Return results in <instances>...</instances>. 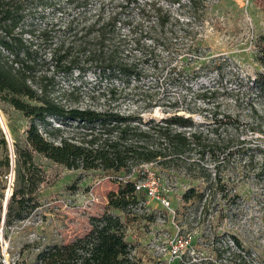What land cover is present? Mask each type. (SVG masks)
Instances as JSON below:
<instances>
[{
    "label": "trees",
    "instance_id": "trees-1",
    "mask_svg": "<svg viewBox=\"0 0 264 264\" xmlns=\"http://www.w3.org/2000/svg\"><path fill=\"white\" fill-rule=\"evenodd\" d=\"M218 1L0 0V104L28 121L26 145L15 147L19 178L8 201L5 226L27 220L39 208L37 193L44 178L34 154L68 170L115 176L119 185L108 195V210L91 218L84 237L48 246L33 264H140L125 229L131 209L144 194L137 193L136 185L144 179L146 166L185 169L189 178L200 180L205 189L187 190L182 197L185 203L219 195L226 199L218 168L233 153L217 140L205 141L202 133L186 132L194 128L191 118L175 112L160 121L145 120L142 114L112 106H82L76 88L63 85L75 74L92 73L109 80L142 78V60L128 45L129 36L140 32L163 41L168 52L155 61L150 105L176 108L180 98L173 90L183 87L191 92L192 79L198 76L178 73L174 61L180 56L188 64L200 60L202 48L196 43L208 10ZM256 50V61L264 69V36L258 38ZM250 84L264 99V72ZM192 152L199 154L200 161L209 157L215 172L208 168L197 176L187 172L199 164L189 160ZM246 164L253 166V160ZM3 165L10 167L9 157ZM258 165L255 178L264 175V163ZM110 210L121 212L125 220Z\"/></svg>",
    "mask_w": 264,
    "mask_h": 264
},
{
    "label": "rangeland",
    "instance_id": "rangeland-1",
    "mask_svg": "<svg viewBox=\"0 0 264 264\" xmlns=\"http://www.w3.org/2000/svg\"><path fill=\"white\" fill-rule=\"evenodd\" d=\"M260 36H264V0H219L212 4L196 43L202 48L200 60L188 64L180 56L174 61L178 73L198 76L192 79L191 92L183 87L173 90L180 98L176 108L150 105L149 96L155 90L149 87L157 75L155 61L167 57L168 52L163 41H153L140 32L129 36L128 45L136 59L142 60V78L109 80L89 73L63 81L65 88H76L82 106H112L156 121L177 112L193 121L194 128L186 132L202 133L205 141L217 140L233 153L221 159L218 168L226 199L219 195L185 203L182 197L187 190L205 189L200 180L189 178L185 169L143 168L140 183L156 188L160 200L141 195L127 219L126 241L133 246V257L140 264H264V175L255 178L258 164L264 163V99L251 90L250 84L264 72L256 61ZM169 49L172 51V46ZM27 127L28 121L20 112L0 104L1 264H33L48 246L66 245L84 237L91 218L105 214L108 195L119 186L115 176L68 170L34 154L44 178L37 193L39 208L27 220L6 227L5 204L18 185L19 175L16 159L14 163L10 160L8 168L3 164L15 147H25ZM237 150L246 153L244 159ZM188 156L191 162L199 163L187 169L192 176L203 168L215 172L209 157L200 161L197 152ZM250 160L253 166L246 164ZM13 169L15 181L11 183ZM164 200L170 203L169 208ZM110 212L125 220L121 212ZM190 235L193 243L189 250L180 258L171 257L172 240Z\"/></svg>",
    "mask_w": 264,
    "mask_h": 264
},
{
    "label": "built area",
    "instance_id": "built-area-1",
    "mask_svg": "<svg viewBox=\"0 0 264 264\" xmlns=\"http://www.w3.org/2000/svg\"><path fill=\"white\" fill-rule=\"evenodd\" d=\"M15 157H16L15 152L14 150H12V153L10 155V160L12 161V163L15 162ZM11 173L12 174L10 175V180L11 183H13L15 181L14 169L12 170ZM136 191L137 193H144L147 196V198L160 200V196L159 193L157 192V189L153 188L149 184H142L139 182L136 185ZM164 203H166V206L168 208L170 207V203L166 202L165 200ZM192 243H193V237L191 235L186 237H177L173 239L169 247L171 257H173L174 259L180 258L182 254H184L187 250H189Z\"/></svg>",
    "mask_w": 264,
    "mask_h": 264
},
{
    "label": "water",
    "instance_id": "water-1",
    "mask_svg": "<svg viewBox=\"0 0 264 264\" xmlns=\"http://www.w3.org/2000/svg\"><path fill=\"white\" fill-rule=\"evenodd\" d=\"M8 201H9V199H8ZM8 201H7L6 204H5V216H4V221H3V223H5V217H6V211H7Z\"/></svg>",
    "mask_w": 264,
    "mask_h": 264
}]
</instances>
